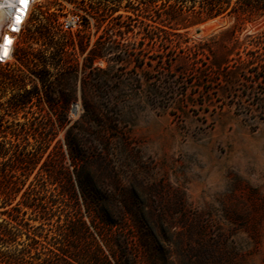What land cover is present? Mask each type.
<instances>
[{
    "label": "rangeland",
    "instance_id": "rangeland-1",
    "mask_svg": "<svg viewBox=\"0 0 264 264\" xmlns=\"http://www.w3.org/2000/svg\"><path fill=\"white\" fill-rule=\"evenodd\" d=\"M200 2L33 4L13 59L0 57V226L8 212L39 226L30 204L55 208V223L74 216L59 187L71 180L107 256L127 238L136 264H264V81L224 89L201 73L211 59L264 58V13L169 20L170 5ZM71 13L84 17L76 32L62 28Z\"/></svg>",
    "mask_w": 264,
    "mask_h": 264
},
{
    "label": "trees",
    "instance_id": "trees-1",
    "mask_svg": "<svg viewBox=\"0 0 264 264\" xmlns=\"http://www.w3.org/2000/svg\"><path fill=\"white\" fill-rule=\"evenodd\" d=\"M240 3L237 2L234 5L231 0H201L197 9L193 5L189 7V10L186 9V5H170L172 12H169L168 16L170 21L173 22L174 20L178 25L189 27L232 15L240 20L241 16L246 14L247 11L256 17L264 13V3L255 5L246 2L243 8L239 5ZM190 11L193 13L192 16L186 14ZM245 20H251V17ZM221 47L220 50H227L226 46ZM208 50L211 54L215 52L212 49ZM232 62L233 60L229 58L211 59L201 73H206L208 77H216L212 84L224 89L230 83L240 85L242 78H246V76H248L247 78H253L255 84L263 83L264 58H258L253 62L241 60ZM186 65L187 69L184 73L189 76H193L201 70L196 58L187 60ZM230 76L232 81H230ZM58 179L57 177L55 180ZM59 187L63 204L68 208H76L74 216H66V219L58 221L56 224L53 222L57 212L55 208H49L42 203L30 204L27 206L37 213L40 222L39 226L32 227L24 219H19L18 216L8 212L10 221L8 224L14 222L15 225L11 227L9 225L6 227L0 226V244H4L8 248L14 245H17V247L14 250L9 248L7 252L0 254V264H136L137 254L130 242L131 239L124 238L122 241H116L115 244L119 248V253L116 249H111V256L105 255L97 242L92 245L90 243L89 228L79 215L77 206L70 204L74 201L77 203L76 190L71 184V180L70 185L64 183ZM79 187L82 190V186L79 185ZM102 223L108 230L113 231V224L105 221H102ZM45 226L50 228L46 229ZM54 226H56V229L53 234H50ZM21 236L25 237V240L20 241ZM92 240L95 241V238L92 237ZM104 240L107 244H111L113 233Z\"/></svg>",
    "mask_w": 264,
    "mask_h": 264
},
{
    "label": "bare ground",
    "instance_id": "bare-ground-1",
    "mask_svg": "<svg viewBox=\"0 0 264 264\" xmlns=\"http://www.w3.org/2000/svg\"><path fill=\"white\" fill-rule=\"evenodd\" d=\"M36 1L37 0H29L27 5H22L17 2L14 6H11L5 5L4 0H0V5L5 8L2 17H0V57L3 60L8 59L9 61L13 59L14 47L18 34L22 32V29L27 23L33 4ZM17 17H19V21L17 20ZM210 23L205 24L202 28L205 29V26ZM213 23L214 21L212 22V25Z\"/></svg>",
    "mask_w": 264,
    "mask_h": 264
},
{
    "label": "built area",
    "instance_id": "built-area-1",
    "mask_svg": "<svg viewBox=\"0 0 264 264\" xmlns=\"http://www.w3.org/2000/svg\"><path fill=\"white\" fill-rule=\"evenodd\" d=\"M84 25V17L80 13L68 14L62 21L64 31L76 32Z\"/></svg>",
    "mask_w": 264,
    "mask_h": 264
},
{
    "label": "snow or ice",
    "instance_id": "snow-or-ice-1",
    "mask_svg": "<svg viewBox=\"0 0 264 264\" xmlns=\"http://www.w3.org/2000/svg\"><path fill=\"white\" fill-rule=\"evenodd\" d=\"M17 2L22 5H27L29 3V0H4L5 5H11V6H14ZM4 11H5L4 6L0 5V17H2ZM17 20L19 21V17H17Z\"/></svg>",
    "mask_w": 264,
    "mask_h": 264
},
{
    "label": "water",
    "instance_id": "water-1",
    "mask_svg": "<svg viewBox=\"0 0 264 264\" xmlns=\"http://www.w3.org/2000/svg\"><path fill=\"white\" fill-rule=\"evenodd\" d=\"M201 31H198V33H200ZM76 109H77V107H76V105H74V107H73V112L75 113L76 112Z\"/></svg>",
    "mask_w": 264,
    "mask_h": 264
}]
</instances>
